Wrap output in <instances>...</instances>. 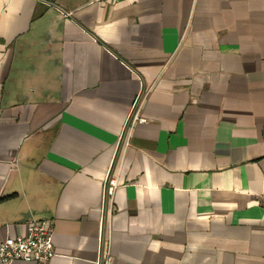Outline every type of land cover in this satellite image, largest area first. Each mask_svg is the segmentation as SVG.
I'll return each instance as SVG.
<instances>
[{
  "label": "crops",
  "instance_id": "1",
  "mask_svg": "<svg viewBox=\"0 0 264 264\" xmlns=\"http://www.w3.org/2000/svg\"><path fill=\"white\" fill-rule=\"evenodd\" d=\"M37 218L48 264H264V0H0V239Z\"/></svg>",
  "mask_w": 264,
  "mask_h": 264
},
{
  "label": "built area",
  "instance_id": "2",
  "mask_svg": "<svg viewBox=\"0 0 264 264\" xmlns=\"http://www.w3.org/2000/svg\"><path fill=\"white\" fill-rule=\"evenodd\" d=\"M141 96L138 97L131 110L127 124L141 119L139 107ZM114 184L115 180L111 179ZM54 225L49 219H32L28 223L27 233L8 236L0 239V262L11 264L16 260L33 261L37 264H48L58 252L54 243ZM110 240L101 235L100 256L97 264H110Z\"/></svg>",
  "mask_w": 264,
  "mask_h": 264
}]
</instances>
